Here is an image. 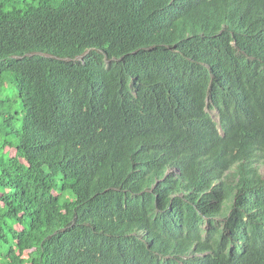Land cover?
I'll return each mask as SVG.
<instances>
[{
	"label": "trees",
	"instance_id": "1",
	"mask_svg": "<svg viewBox=\"0 0 264 264\" xmlns=\"http://www.w3.org/2000/svg\"><path fill=\"white\" fill-rule=\"evenodd\" d=\"M4 88L0 264H264V0H0Z\"/></svg>",
	"mask_w": 264,
	"mask_h": 264
},
{
	"label": "rangeland",
	"instance_id": "2",
	"mask_svg": "<svg viewBox=\"0 0 264 264\" xmlns=\"http://www.w3.org/2000/svg\"><path fill=\"white\" fill-rule=\"evenodd\" d=\"M8 88V86H7ZM2 95L4 97L11 95L13 97V102L11 104V113L14 115V118L12 119L13 125L10 127V129L6 132L0 133V145L6 140V139H13L12 136V130H14L20 123L21 116H22V106L20 103V98L18 97V94L16 92H10L7 91L6 88L2 90ZM215 119H217V115L214 116ZM10 132V133H8ZM10 150L9 146H6L3 148V151L0 149V157L3 155V152H8Z\"/></svg>",
	"mask_w": 264,
	"mask_h": 264
},
{
	"label": "clouds",
	"instance_id": "3",
	"mask_svg": "<svg viewBox=\"0 0 264 264\" xmlns=\"http://www.w3.org/2000/svg\"><path fill=\"white\" fill-rule=\"evenodd\" d=\"M213 114H214V112H213ZM218 129H219V133H222V129L220 127ZM169 170H173V168H170Z\"/></svg>",
	"mask_w": 264,
	"mask_h": 264
}]
</instances>
